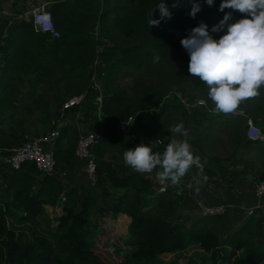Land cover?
<instances>
[{
    "label": "trees",
    "instance_id": "1",
    "mask_svg": "<svg viewBox=\"0 0 264 264\" xmlns=\"http://www.w3.org/2000/svg\"><path fill=\"white\" fill-rule=\"evenodd\" d=\"M44 1L60 32L55 38L35 31L29 19L9 22L0 17V52L4 54L0 72V150L20 146L43 129L53 127L52 119H59L65 100L61 92L82 93L97 71L102 80L103 113H96L95 93L90 90L74 107L84 120L98 124L95 178L88 186L82 211H78L76 186L63 190L56 175L41 174L30 160L13 169L0 163V264H106L102 249H109L119 259L118 264H164L159 256L179 254L192 245L207 253L209 264L212 260L217 264L264 261V239L257 237L262 232L260 208L253 209L238 227H232L228 209L189 219L188 213H178L188 173L179 185L169 181L155 203L146 206L142 192L152 187L153 180L149 173L136 171L123 159L127 149L141 143L152 146L153 152H163L161 145L147 138L164 139L163 129L183 122L190 131L189 142L199 149L192 152L201 157V162L206 159L202 162L205 171L211 173L216 168L225 177L227 164L237 161L250 168V156L246 154L257 149L260 140L246 137V115L216 109L208 97L209 86L189 73L190 55L181 44L201 21L211 30L226 12L233 14L229 23L245 14L232 9L219 11L222 0H215L211 7L199 0L202 10L192 18V0H164L171 19L150 28L148 21L161 0ZM153 18L160 19L158 8ZM97 22L110 42L101 50L91 37ZM225 32L226 28L212 35L219 39ZM156 55L160 57L158 62H154ZM128 72L136 75L134 91L118 81ZM23 82H27L24 91ZM258 92L240 106L262 128L264 85ZM172 93L187 103L202 97L206 104L186 106L168 101L166 97ZM150 105H158L159 109L152 112ZM141 108L145 111L139 119L137 137L124 133L122 121ZM214 131L227 132V155L221 153L218 157L205 149L204 142ZM216 138L224 140L219 135ZM77 139L76 127L60 125L54 170L63 171L74 158ZM261 151L264 153V146ZM209 154L217 160L216 167ZM118 165L127 172L119 174ZM160 171L157 168L152 173ZM262 177L264 169L255 179ZM61 195L65 199L56 213ZM121 214L127 217L123 237L104 238L108 227L91 223L95 217L117 218Z\"/></svg>",
    "mask_w": 264,
    "mask_h": 264
},
{
    "label": "clouds",
    "instance_id": "2",
    "mask_svg": "<svg viewBox=\"0 0 264 264\" xmlns=\"http://www.w3.org/2000/svg\"><path fill=\"white\" fill-rule=\"evenodd\" d=\"M204 2L209 7L215 4V0ZM157 8L160 19L153 18ZM225 9L239 11L245 16L229 23L233 14L226 12L211 30L201 21L181 40V44L190 55L189 73L209 86L208 97L218 111L230 113L239 107L241 101L257 96L258 89L264 85V0H222L219 11L225 12ZM201 10L199 0H192L189 15L195 18ZM153 12L148 21L150 28L172 17L164 0ZM225 28L224 35L214 38L212 33L222 32ZM159 59L158 55L154 56V62ZM168 128L171 137L163 152H153L152 146L141 143L134 149H127L123 159L126 165L140 173L150 174L159 168L161 171L157 175L161 179L179 185L191 168L202 171L203 164L201 157L192 152L188 139L190 131L184 123Z\"/></svg>",
    "mask_w": 264,
    "mask_h": 264
},
{
    "label": "built area",
    "instance_id": "3",
    "mask_svg": "<svg viewBox=\"0 0 264 264\" xmlns=\"http://www.w3.org/2000/svg\"><path fill=\"white\" fill-rule=\"evenodd\" d=\"M0 17H5L9 22L20 21L23 19H29L32 22L35 31L50 33L51 37H57L60 35L59 30L55 27L53 16L48 7V2L41 0L34 4H27L25 7H20L18 10L14 8H8L3 5L0 0ZM98 60V59H97ZM101 77L97 71H94L90 77L88 89L83 90L79 96L73 98H67L62 102L61 110L62 113L73 112L74 115L70 117L71 120L75 119V122H68V124L76 127L78 131V139L75 147V157H80L84 162V171L89 181H93L95 178V148L99 140L98 124L92 121H86L89 127H83V116L74 107L81 102L86 93L93 91L94 102L96 104V113L100 116L102 111V90H101ZM92 90V91H91ZM86 92V93H84ZM159 109L158 105H153L150 110L156 111ZM234 112L246 115V137L249 139L264 140V130L256 124V122L246 114L243 107H238ZM136 114L129 115L120 124L121 130L130 134L133 137H137V133L140 130L139 120L135 124L134 120ZM63 117V116H62ZM58 119H52L53 127L50 129L30 137L22 145L13 147L5 152L0 150V163L7 169L19 168L22 162L30 160L35 164V167L40 171L41 174L52 173L54 171L55 156L54 146L60 135V125ZM55 125V126H54ZM91 125V126H90ZM149 141L154 143H162L159 137L147 138ZM197 169L193 167L190 169ZM204 170V168L202 169ZM167 184L158 185L157 190L159 192L165 190ZM253 191L258 196H264V177L254 180ZM158 192V193H159ZM61 199L64 200L65 196L61 195ZM226 206L224 203H202L200 205V212L202 215L221 213L225 210ZM252 210H248V214Z\"/></svg>",
    "mask_w": 264,
    "mask_h": 264
},
{
    "label": "crops",
    "instance_id": "4",
    "mask_svg": "<svg viewBox=\"0 0 264 264\" xmlns=\"http://www.w3.org/2000/svg\"><path fill=\"white\" fill-rule=\"evenodd\" d=\"M231 113L240 114L234 111ZM262 125L264 126V121ZM261 146H264V140H260L257 149L250 151V168L243 166L239 172L237 170L240 176L234 172L236 168L233 166L237 165V162H235V164H227L228 169L225 177H221L220 173L216 171V168L214 172L211 173L205 170H198L197 173L189 170L184 196L180 202L178 213L188 212L191 216V212L193 211L198 212L195 213V215H198L201 214L200 205L202 203H224L226 206L225 209L229 210L232 227H238L247 215H249V209L253 210L255 208H260L262 213V232L258 234L257 237L264 239V196L258 197L253 191V182L256 180L255 177L264 169V153L261 151ZM83 165V159L75 157L74 155V158L63 171L59 172L54 170L52 172V174L60 179L63 190H69L72 186H76L79 189L77 197L78 211H81L83 207V200L91 182L85 174ZM247 171L250 172V183H240L239 180ZM157 173H151L149 175L153 180V185L149 190L142 192V198L146 196L145 193L147 192L157 191V184L159 182H161L160 185L169 183L170 180L159 179ZM156 197L152 198L148 204L145 201L144 204L146 203V206L152 205L155 203ZM62 202L61 199L57 201L55 207L56 213L61 211Z\"/></svg>",
    "mask_w": 264,
    "mask_h": 264
},
{
    "label": "rangeland",
    "instance_id": "5",
    "mask_svg": "<svg viewBox=\"0 0 264 264\" xmlns=\"http://www.w3.org/2000/svg\"><path fill=\"white\" fill-rule=\"evenodd\" d=\"M1 1H2L4 6H6L8 8H14L15 10H18L20 7H25V6H27V4H29V5L30 4H34V3L39 2L41 0H1ZM91 37L96 40V46H97L98 50H101L104 47V44H106V46L110 44V42L108 41V37L106 35V31L104 30V28H103V26L101 25L100 22L96 23V26L94 27V29H93V31L91 33ZM3 64H4V54L2 52H0V72H1V69L3 67ZM135 79H136V75L128 72V73L125 74V76H123L118 81H119V84L124 85V86H128V90L129 91H134L133 82H134ZM100 81L102 83L101 79H100ZM26 84H27V82H23L21 84V90L22 91L26 90V88H27ZM176 91H177L176 93H179L178 90H176ZM91 93H93V92H91ZM80 94H81L80 92H78V93H74V92L63 93V92H61V96L64 97L65 100L67 98H73L75 96H79ZM166 99H168V101H171V102H174V103H177V102L178 103H183L186 106H188L191 103V102H189V103L183 102L182 101L183 97L180 98L179 94L174 96L173 93L169 94L168 97H166ZM193 103L203 104L204 105V104H206V101L202 97H197V99L194 100ZM193 103H191V104H193ZM240 104H243V101H241ZM151 106H153V105H150L148 107H151ZM144 111H145L144 108H141L140 110L135 111V113H137L136 114V118L134 120L135 124L138 123V120L141 118V116L143 115ZM211 113H216V111L212 110ZM69 114H70V116L74 115L73 112H68V113H62L61 112V114L59 116V119H58L59 120L58 124L61 125V124H68V122H70V123L73 122V121L75 122V119L71 120L70 117H68ZM86 121H89V120H84V119L82 120L83 127H86V126L89 127L87 125ZM262 129H264L263 125H262ZM41 132H44V129ZM41 132H39V133H41ZM162 133L164 135L163 136L164 139L161 137V139H163L161 141L162 143H158V144L162 146L163 151H164L166 146H167V144L169 143V138L171 137V131L169 130V128H167L165 130L163 129ZM218 135L224 139L222 142L217 140L216 137H218ZM226 136H227V132L226 131H223V132H220V133H218L217 131H214L211 134L210 139L205 140V141H207V143L204 142L205 149L207 148L209 151H211L213 154L217 155L218 157L221 155V153L223 155H227L230 149H227V146L224 143L226 141V139H225ZM178 138L182 139L181 137H178ZM192 149L193 150H197L198 148H195L194 146H192ZM109 152L110 151L108 150L107 156L109 155ZM249 154H250V152L248 154H246V156H250ZM238 155H240V153L237 154V156ZM209 156H211V155L209 154ZM211 159H212L211 162L213 163V167L216 166L217 164H215V163H216L217 160L214 159L212 156H211ZM202 162L203 163L206 162V159L202 160ZM243 166L246 167L247 165L244 162H242V161H237V165L233 166L234 168H236V170L234 171L235 174H238L237 170L239 172V170ZM203 168H205L204 165H203ZM126 170H127V168H125L123 165H118V167H117V171H118L119 174H124L125 172H127ZM197 170H199V169H197ZM150 174H148V175H150ZM244 174L245 175L243 177H241V179L239 180L240 183H244V184L250 183V172L247 171ZM159 179H161V178L159 177ZM160 183L161 182H159L157 185H160ZM158 192H159L158 190L157 191L155 190L153 192L145 193L146 196L142 198L143 202L146 201V203L148 204L149 201L152 198H154V197H156L158 195ZM114 193H116V190L114 191ZM61 201H63V200L61 199ZM146 203H145V205H146ZM75 208H76V210H78L77 206ZM81 211H82V209H81ZM195 213H198V212H193L192 211L191 212V216H190L189 219L193 218V216H195ZM181 216H183V214ZM125 218L127 219V217L124 216V214L118 215L117 218H111L110 216H106L105 215L104 217L100 216V217H95V218L91 219V223L93 225H96V226L97 225H101V226H104V227H108L109 230H108V232L105 233L106 236L104 238H109L110 236L112 238V236L116 237V236L121 235V234H122V237H123L125 235L123 233H124L125 227H126ZM10 221H11V219H10ZM16 225L18 226V224H16ZM237 252L240 253L239 250ZM101 253H102V256L106 260L105 261L106 264H118L119 259L114 257V255L109 251V249H102ZM158 258L164 264H166V263H170V264H209V259L207 257V253L204 252L197 245H192L191 247L184 249L179 254H177V253H170V254L167 253V254H162ZM222 264H228V263H222ZM258 264H264V261H262V262H260Z\"/></svg>",
    "mask_w": 264,
    "mask_h": 264
},
{
    "label": "water",
    "instance_id": "6",
    "mask_svg": "<svg viewBox=\"0 0 264 264\" xmlns=\"http://www.w3.org/2000/svg\"><path fill=\"white\" fill-rule=\"evenodd\" d=\"M210 264H217V262L215 260H212Z\"/></svg>",
    "mask_w": 264,
    "mask_h": 264
}]
</instances>
